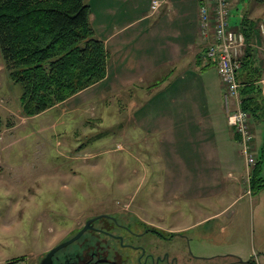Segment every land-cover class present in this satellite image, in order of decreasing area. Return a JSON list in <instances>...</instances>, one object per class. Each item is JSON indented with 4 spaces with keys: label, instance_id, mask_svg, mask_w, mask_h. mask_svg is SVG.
Returning a JSON list of instances; mask_svg holds the SVG:
<instances>
[{
    "label": "rangeland",
    "instance_id": "374dc122",
    "mask_svg": "<svg viewBox=\"0 0 264 264\" xmlns=\"http://www.w3.org/2000/svg\"><path fill=\"white\" fill-rule=\"evenodd\" d=\"M237 13L231 10V21L239 19ZM253 19L258 24L262 21ZM258 34L253 35L260 43L254 49L259 50L258 58L264 64V33ZM104 79L28 116L21 109V87L8 77L0 54V116L4 123L0 131V264L16 258H21L18 264H39L87 219L104 214L143 233L146 253L159 258L157 264H244L234 257L203 259L211 257L205 250L214 244L202 238L208 240L217 224L232 232L223 241L232 240V245L242 248V261L252 256L257 264H264V187L256 193L250 188L252 170L241 154L243 146L238 144L246 166L244 191L228 193L223 202L215 203L214 210L223 211L214 222L187 236L171 233L168 228L186 221L174 207L180 205L183 213L191 212L174 200L161 176L160 164L153 159L154 138L132 126L136 107L131 100L136 96L131 98L127 90L112 93ZM260 84L264 96V71ZM250 131L245 153L257 160L264 145V122L250 118ZM94 225L122 234L124 242H135L105 219ZM96 250L101 256L117 257L121 264H138L136 250L90 229L57 251L52 264L61 255L75 252L83 261Z\"/></svg>",
    "mask_w": 264,
    "mask_h": 264
},
{
    "label": "crops",
    "instance_id": "0c3cea01",
    "mask_svg": "<svg viewBox=\"0 0 264 264\" xmlns=\"http://www.w3.org/2000/svg\"><path fill=\"white\" fill-rule=\"evenodd\" d=\"M87 1L90 23L109 51L104 80L112 93L127 90L131 98L136 96L131 100L136 107L132 126L154 138L153 159L160 164L161 176L174 200L191 212L183 213L176 205L174 211L186 221L168 231L187 236L214 222L223 211L216 212L215 203L223 202L225 195L244 191L246 170L227 121L219 74L203 56L200 0H160L155 10L151 0ZM252 1L230 0V5L239 16L231 21L235 29H241L245 19L255 23L249 44L254 49L260 44L253 35L264 22V0ZM253 17L262 18L260 24ZM254 51L258 58L259 50ZM217 225L208 240L202 238L214 244L205 250L211 257L203 259L234 257L242 263V248L232 240L223 241L232 232ZM228 244L232 246L226 248Z\"/></svg>",
    "mask_w": 264,
    "mask_h": 264
},
{
    "label": "trees",
    "instance_id": "16d2710c",
    "mask_svg": "<svg viewBox=\"0 0 264 264\" xmlns=\"http://www.w3.org/2000/svg\"><path fill=\"white\" fill-rule=\"evenodd\" d=\"M89 14L87 0H0V54L8 77L21 87L25 115L40 113L105 78L109 51ZM242 25L246 46L237 74L241 108L253 121L264 122V64L249 45L255 23L245 19ZM3 126L0 116V131ZM258 156L250 181L254 193L264 187V145ZM245 264L257 263L252 257Z\"/></svg>",
    "mask_w": 264,
    "mask_h": 264
},
{
    "label": "built area",
    "instance_id": "2783aa9c",
    "mask_svg": "<svg viewBox=\"0 0 264 264\" xmlns=\"http://www.w3.org/2000/svg\"><path fill=\"white\" fill-rule=\"evenodd\" d=\"M160 0H151L150 8L155 10ZM230 0H200L199 1V36L205 41L203 56L216 67L223 86V99L227 121L233 133L237 136L239 145L243 146L246 166L253 169L256 162L246 153L245 144L252 134L250 131V114L241 108L238 71L241 67V57L246 46L244 32L232 26ZM264 33V24L260 25ZM264 56V43L262 46ZM246 151V153H245ZM251 155V154H250ZM256 156V155H255ZM251 178V174H248ZM250 181V180H249Z\"/></svg>",
    "mask_w": 264,
    "mask_h": 264
},
{
    "label": "flooded vegetation",
    "instance_id": "af4514ba",
    "mask_svg": "<svg viewBox=\"0 0 264 264\" xmlns=\"http://www.w3.org/2000/svg\"><path fill=\"white\" fill-rule=\"evenodd\" d=\"M102 219H105L108 222H110L111 225H113L115 228H120L122 230H125L126 233L130 234L133 237V239H135V242H128V241L124 242L122 234L116 232L115 233L110 232L103 227L94 225L95 222ZM88 229L97 233L106 234L107 236L117 240L122 247L136 250L139 254L136 258L138 264H147L148 261H150V264H157L156 259L158 260L159 258H155L150 253H146V248L141 238L143 233L139 231L135 232L131 230V228L127 224L123 223L115 216H111L108 214L100 215L99 218L90 222V227ZM111 252H115V251L113 250ZM60 257L61 259L60 258H57L58 260L55 259L56 262L54 264H102V263L121 264L119 263V261H117L116 259L117 257L110 258V257L101 256L97 250L92 251L89 257L84 259L83 261H80L81 255L77 252H75L74 254L65 253Z\"/></svg>",
    "mask_w": 264,
    "mask_h": 264
},
{
    "label": "water",
    "instance_id": "95a60500",
    "mask_svg": "<svg viewBox=\"0 0 264 264\" xmlns=\"http://www.w3.org/2000/svg\"><path fill=\"white\" fill-rule=\"evenodd\" d=\"M99 218V216H95L91 219H88L85 223V225L72 237H70L69 239L55 245L54 247H52L43 257V259L40 261L39 264H52L53 262V256L55 255V253L57 251H59L60 249L66 247L68 244L72 243L73 241H75L76 239H78L86 229H88L90 227V222ZM240 262H246V261H242L241 259H239Z\"/></svg>",
    "mask_w": 264,
    "mask_h": 264
}]
</instances>
